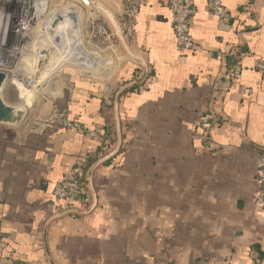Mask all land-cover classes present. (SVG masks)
I'll return each mask as SVG.
<instances>
[{"label": "crops", "instance_id": "obj_1", "mask_svg": "<svg viewBox=\"0 0 264 264\" xmlns=\"http://www.w3.org/2000/svg\"><path fill=\"white\" fill-rule=\"evenodd\" d=\"M75 1L94 63L62 67L52 97L19 125L0 123L1 264H264V209L256 205L264 0H223L229 21L212 15L208 0H194L195 48L187 53L176 46L169 0H137L130 38L120 33L130 0ZM96 18L119 38L91 41ZM236 63L243 75L228 92ZM145 72L115 105L118 91ZM54 107L86 131L46 123ZM209 110L218 121L206 139L199 120ZM118 123L119 153L93 172L97 205L54 219L70 210L55 187L79 162L96 158L87 176L118 149ZM103 127L113 131L108 151L87 133ZM94 202L90 192L74 208Z\"/></svg>", "mask_w": 264, "mask_h": 264}, {"label": "built area", "instance_id": "obj_2", "mask_svg": "<svg viewBox=\"0 0 264 264\" xmlns=\"http://www.w3.org/2000/svg\"><path fill=\"white\" fill-rule=\"evenodd\" d=\"M0 1L3 5V8L0 9L5 8L4 13L8 18L7 32L0 34V71L8 74L9 80L10 75L13 74L11 70L13 63L19 61V57L25 52L26 47L22 44V41L29 35L32 29L44 24L49 19L51 13H53L50 11L52 0H7V7H5L7 1ZM79 1L86 6L90 5L88 0ZM129 3L127 17L120 26L121 35L127 38L133 36L139 13L138 1L130 0ZM207 7L208 11L219 19L224 21L231 19V13L223 3V0H208ZM169 9L177 48L183 53L192 51L195 48V42L191 35V22L197 14L194 0H169ZM12 19H14V22ZM11 22L13 23L12 25ZM89 28L91 41H97L100 45L111 42L114 37L119 38L117 33L110 31L108 26L98 18L89 22ZM80 32L81 29H79ZM11 36L16 39L15 43L9 42ZM82 45L87 50L83 43ZM81 49L79 41L76 51L71 55L78 56ZM36 52L38 58L42 59L45 56L46 50L38 49ZM79 63L84 66H91L94 60L88 54L73 62V64ZM256 67L259 72L264 73V61H259ZM242 75L243 67L240 63H236L225 77L228 92L242 78ZM22 87L24 88L25 85L23 84ZM45 121L50 124L61 123L68 128L86 131V127L80 121L71 118L67 111H62L58 107L53 108L52 113ZM217 121L218 117L211 110L201 116L199 130L204 138L208 139L210 137ZM109 132V128L106 127L87 131L90 137L105 142V149L107 147L106 144L109 143ZM106 151L108 150L106 149ZM257 177L259 191L256 197V205L264 209V153L261 154L257 164ZM84 179H86L84 163L79 162L72 173L65 175L55 187L53 191L55 200L68 205V209H75L74 206L76 204H81L82 206L87 205L90 197L88 196V192L90 193V191L88 184L85 185L83 183Z\"/></svg>", "mask_w": 264, "mask_h": 264}, {"label": "rangeland", "instance_id": "obj_3", "mask_svg": "<svg viewBox=\"0 0 264 264\" xmlns=\"http://www.w3.org/2000/svg\"><path fill=\"white\" fill-rule=\"evenodd\" d=\"M56 0L51 1V12L65 13L70 8L76 7L78 13L82 15V8L75 0V5L64 4L62 6H53ZM0 8H3L0 1ZM14 22V19H12ZM82 22L79 18V25L81 32H78V38L81 45V52L76 55H65L53 45L48 35L45 32L43 24L32 29L27 37L22 41L26 49L23 55L19 57V61L13 63L11 68L13 74L10 75L9 80L3 88V97L7 104L14 107L25 108L30 112L36 109L40 104L45 103L54 92V82L62 67L72 66L73 62L88 55V50H85L82 45ZM13 23L11 22V25ZM10 43H15L14 37L9 38ZM46 50L45 56L38 58L37 50ZM25 82V83H24ZM25 85L23 88L22 85ZM27 96L29 100L24 99ZM31 105V106H28Z\"/></svg>", "mask_w": 264, "mask_h": 264}, {"label": "water", "instance_id": "obj_4", "mask_svg": "<svg viewBox=\"0 0 264 264\" xmlns=\"http://www.w3.org/2000/svg\"><path fill=\"white\" fill-rule=\"evenodd\" d=\"M90 3H93V0H88ZM45 26V32L49 36L53 45L60 51V53L65 55L72 54L76 51L77 45L79 43L78 32L80 29L79 25V13L77 9L70 8L65 13L53 12L51 13L49 19L43 24V28ZM124 41L123 38H121ZM146 76V72L142 77L138 80L130 83L124 87H122L115 98V105H118L119 97L122 93L127 91L130 88H133L135 85L139 84ZM8 74L0 71V123L7 125H19L26 116L25 108H18L14 106H10L6 103L3 97V88L5 87L6 82L8 81ZM117 107V106H116ZM118 141L119 146L118 149L109 155L105 156L103 159L99 160L95 163L87 173V182L89 191L93 194L95 198L94 205L90 206L86 211H82L79 209H70L68 211H64L54 219L65 216V215H87L90 214L94 207L97 205L96 203V193L93 188V172L98 165L101 163L107 162L112 159L116 154L119 153V150L122 145L121 134H120V125L118 123ZM96 203V205H95Z\"/></svg>", "mask_w": 264, "mask_h": 264}, {"label": "bare ground", "instance_id": "obj_5", "mask_svg": "<svg viewBox=\"0 0 264 264\" xmlns=\"http://www.w3.org/2000/svg\"><path fill=\"white\" fill-rule=\"evenodd\" d=\"M7 0H4L6 2ZM8 6V1L5 3V7ZM5 9V8H4ZM4 9H0V34L1 33H6L7 32V26H8V18L4 13ZM47 35V33H46ZM24 99L29 100L27 96L24 97Z\"/></svg>", "mask_w": 264, "mask_h": 264}, {"label": "trees", "instance_id": "obj_6", "mask_svg": "<svg viewBox=\"0 0 264 264\" xmlns=\"http://www.w3.org/2000/svg\"><path fill=\"white\" fill-rule=\"evenodd\" d=\"M109 135H110V141H112L113 140V131H110L109 132ZM94 160H96V158L95 159H92L91 161H87L86 163H84V170L86 171L91 165H92V163L94 162ZM83 183L85 184V185H87V181H86V179H84L83 180ZM88 196H90V193L88 192Z\"/></svg>", "mask_w": 264, "mask_h": 264}]
</instances>
